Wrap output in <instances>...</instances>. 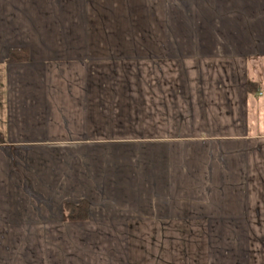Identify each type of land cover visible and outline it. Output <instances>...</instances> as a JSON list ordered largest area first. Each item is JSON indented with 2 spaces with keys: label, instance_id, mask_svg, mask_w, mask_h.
Here are the masks:
<instances>
[{
  "label": "crops",
  "instance_id": "0c3cea01",
  "mask_svg": "<svg viewBox=\"0 0 264 264\" xmlns=\"http://www.w3.org/2000/svg\"><path fill=\"white\" fill-rule=\"evenodd\" d=\"M0 264H264V0H0Z\"/></svg>",
  "mask_w": 264,
  "mask_h": 264
},
{
  "label": "trees",
  "instance_id": "16d2710c",
  "mask_svg": "<svg viewBox=\"0 0 264 264\" xmlns=\"http://www.w3.org/2000/svg\"><path fill=\"white\" fill-rule=\"evenodd\" d=\"M88 217L89 203L87 201H82L78 205L68 202L64 203V218L68 222L86 221Z\"/></svg>",
  "mask_w": 264,
  "mask_h": 264
},
{
  "label": "rangeland",
  "instance_id": "374dc122",
  "mask_svg": "<svg viewBox=\"0 0 264 264\" xmlns=\"http://www.w3.org/2000/svg\"><path fill=\"white\" fill-rule=\"evenodd\" d=\"M261 99V98H260Z\"/></svg>",
  "mask_w": 264,
  "mask_h": 264
}]
</instances>
